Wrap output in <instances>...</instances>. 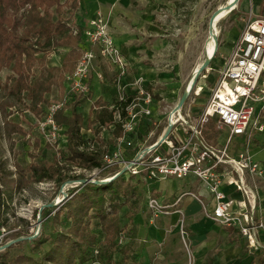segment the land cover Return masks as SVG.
Listing matches in <instances>:
<instances>
[{
	"label": "built area",
	"instance_id": "2783aa9c",
	"mask_svg": "<svg viewBox=\"0 0 264 264\" xmlns=\"http://www.w3.org/2000/svg\"><path fill=\"white\" fill-rule=\"evenodd\" d=\"M81 45L73 71L64 75V95L50 103L38 121L44 143L55 147L59 142H66V135L60 133L54 115L74 98L89 92L93 64L99 58L115 69L112 83L116 95L108 105L111 122L103 129L110 136L101 145L92 136L86 137L80 146L89 152H100L102 167L94 170L117 167L105 180L120 173L141 177L143 181L196 179L210 195L211 209H207L198 194H183L198 201L211 220L237 231L249 248L264 249L260 241L264 238V217L258 213V185L259 181L264 182V164L254 159L249 150L257 136L264 134V8L253 12L232 42L203 108L193 114L189 108L182 112V107L178 110L174 109L175 105L170 107L159 134L156 132L158 121L150 119L153 93L141 75L124 83L127 63L101 14L88 21L81 32ZM96 78L103 80V75L98 72ZM201 89L193 85L190 92L194 90L198 95ZM210 119L218 132L215 139L203 133ZM141 126L145 128L143 133L138 132ZM118 127L121 132L114 135ZM167 127L170 129L162 139ZM226 188L238 193L239 199L231 197ZM171 206L154 195L146 197V207L152 217L171 212L181 214V210H172ZM180 235L183 239L182 230ZM97 253L95 250L94 254ZM92 264L103 263L96 260Z\"/></svg>",
	"mask_w": 264,
	"mask_h": 264
},
{
	"label": "trees",
	"instance_id": "16d2710c",
	"mask_svg": "<svg viewBox=\"0 0 264 264\" xmlns=\"http://www.w3.org/2000/svg\"><path fill=\"white\" fill-rule=\"evenodd\" d=\"M77 5L78 0H0V69L7 67L10 70V94L17 98L24 94L36 114L39 112L38 104L50 92L52 85L62 90L64 75L73 71L79 57L77 46L81 31L78 29L72 37L70 27L63 19L64 8L75 9ZM263 8L264 0H260V11ZM57 46H69L70 49L63 55L60 66L47 67L45 57ZM37 53L41 54L38 58L40 71L30 81ZM90 97L88 92L74 98L67 105L69 114L65 113V107L61 108L54 115V120L66 135V158L79 167L100 169V152L80 148L84 142L81 131L83 116L77 109ZM94 104L99 110L89 124H109L111 111L101 99ZM120 132L118 127L114 135ZM203 133L209 139L216 138L218 132L213 120L208 121ZM37 144L36 141L35 146ZM15 168L25 183L54 180L60 186L67 181L84 179L82 174L64 173L61 166L49 163L45 158L26 167L15 163ZM1 171L7 172L2 161ZM9 174L0 173V176ZM26 176L28 180H24ZM142 183L138 176L120 173L104 183L86 182L70 187L66 197L54 207L55 213L48 216L50 221L59 222V227L48 232L41 228L34 238L28 240L33 252L40 250L38 257L28 253L10 254L11 247L7 246L0 251V264H92L96 260L103 264H125L134 245L135 225L132 219ZM50 212L49 209L47 213ZM43 246L46 247L42 249ZM95 250L97 254H94Z\"/></svg>",
	"mask_w": 264,
	"mask_h": 264
},
{
	"label": "rangeland",
	"instance_id": "374dc122",
	"mask_svg": "<svg viewBox=\"0 0 264 264\" xmlns=\"http://www.w3.org/2000/svg\"><path fill=\"white\" fill-rule=\"evenodd\" d=\"M226 3L227 0H168L156 9L154 23L161 28L162 34L153 37L152 40L161 39L162 45L158 48L154 65L152 64L158 76L154 78V86L151 89L161 93L165 98L161 104L165 109L177 103L194 69L198 68L206 58L204 49L209 37V19L223 9ZM75 9L65 7L63 11V19L70 27L72 37L78 32V28L72 22ZM254 9L255 2L252 0H237L233 11L224 15L215 24L216 51L207 68L197 76L194 84L195 87L201 86L202 89L198 95L193 93L194 90L188 93L182 105V112L189 108L193 114H196L203 108L232 41L239 36ZM72 41L73 39H70V42ZM77 47L80 54L81 37ZM69 49V46L53 48L45 57V65L59 66L63 55ZM40 56V53L35 54L37 60L31 68L30 81L39 74ZM11 84L10 70L2 67L0 69V161L3 162L5 171L10 174L0 176V251L10 246V254L28 253L38 257L40 250L33 252L28 240L34 238L41 228L48 232L54 227H59V222L50 221L48 216L55 213L54 207L66 197L70 187L78 184V180L67 181L64 187H62L64 183L57 186L54 180L25 183L18 174L15 163L26 167L29 163L45 158L49 163L61 166L64 173L82 174L84 179L91 180H104L118 169L111 167L98 172L94 170L95 168L79 167L77 163L66 158V142H59L54 147L45 144L42 140L37 128L38 121L44 116L47 106L53 101L60 100L64 95L63 81L61 91L54 84L50 92L43 96V100L38 104V114L32 111L30 102L24 94L21 98L10 94ZM88 105V102H85L78 109L84 117L91 115L86 113ZM69 110V106H66L65 113L69 114ZM63 130L61 129L60 133H63ZM81 131L91 133L100 145L103 144L99 131L87 124L86 120ZM36 141L37 146H35ZM28 179L26 176L24 180ZM49 209L51 212L48 214ZM17 233L18 236L15 235ZM45 247L43 246L42 249Z\"/></svg>",
	"mask_w": 264,
	"mask_h": 264
},
{
	"label": "crops",
	"instance_id": "0c3cea01",
	"mask_svg": "<svg viewBox=\"0 0 264 264\" xmlns=\"http://www.w3.org/2000/svg\"><path fill=\"white\" fill-rule=\"evenodd\" d=\"M167 1L78 0L72 19L81 32L87 27L88 21L98 13L107 21L109 34L127 63L124 83L127 84L135 76L141 75L147 88L153 93L150 119L159 123L157 134L165 125L168 108L165 109L161 105L165 101L161 93L151 89L154 86V78L158 76L153 68L154 60L157 58L158 48L162 45L161 39L152 40V38L162 34L161 28L154 23V17L156 9ZM252 1L255 2L253 12H259L260 0ZM95 61L89 79L91 97L81 104L88 102L86 113L91 115L84 117L78 110L80 106L77 109L83 116V122L86 120L87 124L93 121L95 113L99 110L94 104L95 101L101 99L108 109L109 103L116 95L112 83L115 69L99 58ZM98 72L103 75V80L96 78ZM90 125L95 129L99 128L102 143L110 136V133L103 131L106 125L101 126L98 122H92ZM144 130L145 128L141 126L138 132L143 133ZM82 134L84 139L92 136L91 133L83 131ZM249 150L254 159L264 164V134L257 136ZM226 190L231 197L239 199L238 193L229 188ZM186 192L198 194L208 210L213 206L210 195L196 179L166 178L143 181L140 199L132 219L135 225L134 245L131 256L125 264L128 262L132 264H264L263 248H249L243 236L211 220L198 201L183 194ZM148 194L156 196L165 204L172 205V210H181V214L171 212L152 217L146 207ZM258 196L260 200L258 213L264 217L263 181H259ZM178 198L180 199L177 201ZM181 230L184 232L183 239L180 235ZM260 241L264 243V238L262 237Z\"/></svg>",
	"mask_w": 264,
	"mask_h": 264
},
{
	"label": "water",
	"instance_id": "95a60500",
	"mask_svg": "<svg viewBox=\"0 0 264 264\" xmlns=\"http://www.w3.org/2000/svg\"><path fill=\"white\" fill-rule=\"evenodd\" d=\"M237 2V0H235ZM235 2V4H236ZM235 4H232L231 3H227L223 6V9H225L227 12L225 13L228 14L231 10L234 9L235 7ZM216 12V11H215ZM214 12V13H215ZM213 13V14H214ZM212 14V15H213ZM211 24H212V16L210 17L209 19V34H212L213 35V39L215 41V51H216V35L212 32V28H211ZM214 51V53H215ZM214 53L212 54L211 57H206L204 59V61L201 63V65L197 68V74L193 73L192 77H191V85H190V88L188 87V85H186L184 91L182 92L181 96L179 97L177 103L175 104L174 106V109L175 110H178L182 107L183 103L185 102L187 96H188V93L190 92V89L191 87L195 84V81H196V78L197 76L205 69L207 68L209 62L211 61L212 57L214 56ZM170 127H167V129L165 130L163 136H162V139L167 135L168 131H169ZM109 180H91V179H81V180H78L77 182L78 183H86V182H94V183H104V182H107ZM65 184V183H64ZM64 184L62 185V187H64Z\"/></svg>",
	"mask_w": 264,
	"mask_h": 264
},
{
	"label": "bare ground",
	"instance_id": "6f19581e",
	"mask_svg": "<svg viewBox=\"0 0 264 264\" xmlns=\"http://www.w3.org/2000/svg\"><path fill=\"white\" fill-rule=\"evenodd\" d=\"M235 2H236L235 0H227V3H231V5L235 4ZM226 12L227 11L225 9H220L216 14L212 16L211 28L214 30L213 33L215 32L216 34V31L214 28L215 24L219 21V19H221L225 15ZM214 51H215V41L213 39V35L209 34L208 40L206 41L204 54L206 57H211ZM193 73L197 74V68L194 69ZM187 85L190 88L191 81L190 82L188 81Z\"/></svg>",
	"mask_w": 264,
	"mask_h": 264
}]
</instances>
